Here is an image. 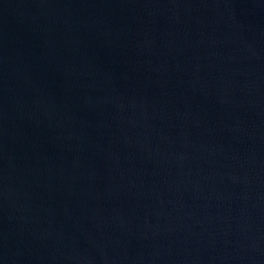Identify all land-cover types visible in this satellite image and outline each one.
<instances>
[{
  "label": "water",
  "instance_id": "95a60500",
  "mask_svg": "<svg viewBox=\"0 0 264 264\" xmlns=\"http://www.w3.org/2000/svg\"><path fill=\"white\" fill-rule=\"evenodd\" d=\"M0 264H264V0H0Z\"/></svg>",
  "mask_w": 264,
  "mask_h": 264
}]
</instances>
